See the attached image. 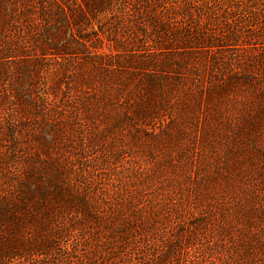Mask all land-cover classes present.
<instances>
[{"label":"rangeland","instance_id":"obj_1","mask_svg":"<svg viewBox=\"0 0 264 264\" xmlns=\"http://www.w3.org/2000/svg\"><path fill=\"white\" fill-rule=\"evenodd\" d=\"M37 1L26 0L21 4V0H0V57L5 54L4 45L11 42L20 46L10 57L0 58L1 177L8 175V169L24 170L25 166L38 165V157H46V147L54 130L62 133L58 139L62 138L66 145L70 143L74 103L70 96L88 86L92 88L98 76V70L91 63L81 61V55V63L76 66H72L74 59L69 54L40 55L39 48L34 45L35 33L39 40L46 38V43L53 41L78 49L70 40L74 27L64 21L55 22V28L43 21L34 23L29 30L33 35L26 33L27 39L19 37L23 30L28 32L29 29L28 23L21 18V8ZM119 1L115 7L117 11H121L124 4V0ZM13 2L18 5L16 10L11 8ZM130 3L135 7L136 13L131 17L136 23L130 22L132 28L126 32V37H122L123 32L118 28L110 31V24L114 22L109 20L102 27L104 36L109 37L104 38L96 31L103 42L98 44L92 38L91 43L96 47L88 42L91 52L124 57L122 46L150 50L154 45L151 38L155 35L150 34L149 29H138L145 27L139 23L144 14L138 12L145 13L143 4L151 9L149 13L168 11L169 16L163 13V19H172L168 23L178 27L180 38L198 36L203 31L212 42L219 39L227 57L241 54L243 48L249 47L256 48L248 54L257 55L264 48V0H130ZM14 11L20 12L15 17L19 21L16 24L13 22ZM108 19L107 15L100 23L103 25ZM93 26L98 29L94 22ZM185 30L189 35L184 34ZM134 34L135 38H132ZM15 38H19V43L11 41ZM166 47L167 50L182 49ZM80 50L84 51L82 47ZM178 57L173 59L168 71L158 68L157 72L168 77L163 82L168 105L160 106L157 101L161 99L156 93L141 88L139 93L130 94L132 99L140 101L142 96L149 103L145 120L135 119L133 109L124 105V96L114 98L112 89L101 85L98 101L80 106L84 117L80 128L85 143L84 147H76L73 153L83 164L80 167L76 161L73 178L81 187L87 186L86 192L92 195L90 200L95 207L94 215L89 217L79 213V221L71 219L58 242L57 247L62 248L53 249L47 257L25 255L5 260L3 264H61L69 258L75 260L88 244L96 248L101 237L106 238L105 244L111 248L105 251L126 250L127 256L122 253L123 261H130L121 264H133L136 262L133 254L141 252L143 244H140L141 239L135 243L136 247L121 244L115 227L125 219L118 212L127 214L126 225L134 223L133 230L140 228L133 214L126 208L121 209L120 201L114 199L119 193L121 196L126 193L120 192L125 190V176L136 178L141 174L153 177L141 191V196H144L145 203L149 196L155 197L156 201L153 209L149 208L140 217V220L145 217L156 227L149 244L152 253L160 255H153L148 264L166 263L167 260L169 264H264V111H259L257 105L264 99L260 94L259 80L255 81L258 76L254 75L250 82L240 86L234 80L229 83L228 71L231 70L233 76L253 72L245 63L235 61L236 57L217 69L214 63H208L204 71L197 69V65L186 71L184 67L178 70ZM5 62H10L13 68L14 74L9 77L4 74ZM72 68L76 74L72 73ZM5 73L9 74L6 70ZM188 75L190 78H185ZM135 84L132 80L127 91L134 90ZM251 84L258 88L251 87ZM3 87L8 91L7 96L3 95ZM35 92L40 97L36 103L40 107L25 111L22 101L30 99ZM43 100L49 103L48 106ZM45 107L53 113L64 110L58 113V118L52 114V124H47L39 117ZM93 112L97 118L91 114ZM62 140L59 145L63 148ZM71 144L75 145L73 141ZM133 194L136 196L135 192ZM111 201L113 205L108 208ZM167 206L180 214L182 210L183 216L177 219L174 212L166 217ZM116 215L121 221L114 219ZM199 221H204V230L198 234L200 239L195 240L194 245L192 242L184 244L183 233L174 236L181 226L187 225L191 230ZM84 237L88 242L83 241ZM216 245L222 246V253L214 251ZM63 246H66L64 253L61 251ZM122 246L128 247L121 249Z\"/></svg>","mask_w":264,"mask_h":264},{"label":"trees","instance_id":"obj_2","mask_svg":"<svg viewBox=\"0 0 264 264\" xmlns=\"http://www.w3.org/2000/svg\"><path fill=\"white\" fill-rule=\"evenodd\" d=\"M25 1L26 0H21V4ZM119 2V0H38L34 5L27 3L21 8V18H24L26 24L28 23L29 29L28 32L23 30L19 37L27 39L26 33L33 35L29 30L35 26L34 23L39 24L43 21L45 25H52L55 28V22L62 23V21H64L66 24H70L74 27V33L71 32L70 40L75 43V47L78 46V49H74L69 45H58L53 41L46 43V38L39 40L35 33L34 45L39 48L40 55H72L74 59L72 61V66H76L81 63V61L91 63L93 68L98 70V76L95 82L92 83V88L86 86L87 88H85V90H79L70 96L72 102H74L71 108V114L74 119H71L73 132L70 143L68 142L69 144L66 145V142L62 140V138L58 139L59 134L61 135L62 133H60L61 131L57 133L58 130H54L51 142L46 147V157L42 158L39 156L38 165L25 166L24 170L8 169V175L5 177L0 176V264L5 263V260L15 257L21 258L25 255H35L37 258L41 255L47 257L49 253H52L53 249L62 248V246L60 248L57 247L58 242L67 231L69 226L68 223L71 219L78 220L77 217L79 213H83L89 217L94 215L93 209H95V207L94 203L90 200L92 195H89L88 191L86 192L87 186L84 188L81 187L77 179L73 178L76 171V161L77 164L79 162L80 167L81 164H83L80 158H78V160L75 157L73 150L75 151V149H77L76 147H81V145L84 147L85 143L82 140L84 133L82 134L81 130L83 129L80 128L84 119L80 111V106L84 104L91 105L93 102L98 101V92L101 91L99 90L100 85L105 89H112L114 98L121 99L124 96V105L130 110L133 109L132 111L135 119L139 118L140 120H145L149 103L146 102L142 96L140 98L141 102L139 99H132L129 96L135 92L139 93V88H141L146 92L156 93L161 99L157 101L160 106L168 105V95L165 93L166 89L163 83L168 77L164 74H157L159 71L158 68L163 72L168 71L167 69L171 67L172 61H174L173 59L179 56L177 62L178 70L184 67L186 71L197 65L195 66L197 69L204 71L208 63H214L217 69L236 57L235 61L238 63H245L248 70L252 69L253 74L248 75L247 73L233 76L230 73L231 70H229V74L227 75L228 78H231L229 83L234 80L236 84L238 83L240 86H244L245 83L250 82L253 76L256 75L258 77L255 81L259 80L258 86L260 87V94L264 99V82L262 81V78H264V48L261 52H257V55L248 54L256 48L249 47L248 49L243 48L241 54H231L227 57V55L223 53L226 49L222 48L223 46L219 44L220 40L216 38L217 42H212L209 36L203 34V31L198 36H191V38H185L184 36L180 38V36H178L180 34L178 27H173L172 24L169 25L172 19H163V13L169 16L167 15L168 11H165V9L163 12L159 10L158 12L149 13L151 9H148L146 4L145 6L144 4H140L143 6L145 13L138 11L140 14H144V16L139 18V23H142L145 27H140L138 29H141V31L149 29L150 34L155 35V38H151V40L154 41V45H151L150 50L126 49L121 45L123 48L122 51L124 52L123 54L125 55L124 57L121 54L98 55L95 54V52H91L87 43H91L93 41L92 38H94V41H97L98 44L103 42L102 36L97 32H100L104 38L109 37L107 34L104 36L105 30H102V27L106 23H109V20H113L114 22L110 24V31H116V28H118L123 32V38L126 37V32L132 28L130 22H133L131 16H134L136 13V11L133 10L135 7L132 6L130 0H124L123 7H120L121 11H117L115 7H117ZM17 7L18 5L13 2L11 8L16 10ZM19 14V11H14V24L19 22L15 18ZM107 15L109 19L102 25L100 20L105 19ZM93 22L94 25L98 27L97 30L94 29ZM59 28L60 27H58L57 30L60 31L61 29ZM185 31L184 34L189 35L187 30ZM91 34H93V36H90ZM132 38H135V34ZM164 40L165 42H163ZM11 41L19 43V38H15ZM166 46H176L177 49L182 47V49H179V51L172 49V51L167 50L169 48ZM3 47L5 51L3 58L10 57L17 49H20V46L11 42ZM81 47L84 51L80 50ZM92 47L96 46L92 45ZM217 53H219V55H216ZM80 55L81 61H79ZM1 63L3 64L2 61ZM5 65L4 74L9 77V75L13 73V68H11L10 62H5ZM73 68L72 73L76 74ZM5 70L9 72V74H6ZM72 75L73 74H71V76ZM185 78L190 77L188 75ZM179 79L181 78H178V80ZM132 80L136 82L135 88L134 90L130 89L127 91V87ZM95 83L98 85H95ZM226 85L227 84H225V86ZM230 87L233 86H228V88ZM251 87L256 88L257 86L251 84ZM3 88V95L7 96L8 91L5 87ZM1 95L2 94H0V96ZM39 100L40 97L38 93L35 92L30 99L22 101V106L25 111H34L35 107H40L36 104ZM43 102L48 106V102L45 100H43ZM28 103L33 104V106H29ZM257 105L259 111H264V101ZM63 110L64 108L61 110V113ZM58 113L60 112L57 111L53 113L52 110L45 107L41 115L39 114V117L48 124L52 122V114H55L58 118ZM91 114L93 116L95 115L94 117L97 118L95 112ZM124 116H126V114L119 116V118H123ZM128 118L129 117H126V119ZM60 140L63 141V148L59 145ZM72 141L75 145L71 144ZM1 163L0 161V167ZM125 179H127L123 183V188L125 190L120 192L126 193L122 194V196L119 193L118 198L114 199V201L119 200L120 208H126L133 214V217L136 218L135 223L139 226L140 230H138V228L137 230H133L134 223L128 224L130 227L126 225V217L128 216L124 211H120L118 214L124 215L125 222L116 224L115 231L123 245L132 244L136 247L135 243L138 242V239H141L140 244H143V249L141 252H135L136 254H133L134 257H132L136 260L133 264H148V260L155 255L152 253L149 240L151 239L150 236L153 235V229H156V227L154 223L150 224L147 222L145 217H143L142 220H140V217L149 208L153 209L156 201L155 197L149 196L148 202L145 203L143 199L144 196H141V191H143L146 184L150 183L153 177L151 174H141L136 178L127 175ZM134 192L136 196L133 194ZM94 202L96 203L95 200ZM111 203L113 202L111 201L107 204L108 208L112 207L113 204ZM165 210H168L166 212V217H168L170 213L173 215L175 212V208L169 206H167ZM175 213L177 219L183 216L182 210L181 214L178 212ZM69 214L72 215L67 217ZM116 217H118V219ZM116 217L114 218L116 221H121L119 220V215H116ZM204 224V221H199L191 230L187 225L181 226L180 231H176L177 233L174 236L183 233L184 244L186 245V243L190 244V242H192V245H194L195 240L200 239L198 234L203 232ZM83 229H85V227H83ZM175 230L176 228L172 232L174 233ZM135 231H138V234H136ZM221 236L223 238V235ZM105 239L101 237L98 243L95 244L97 245L96 248L88 244L87 249L85 251L82 250V253H79L78 256L75 257V260L69 258L63 263L61 262V264H121L123 261L122 253L127 256V251H111V253L105 251L106 249H111L109 244L106 246ZM109 239L113 238L110 237ZM83 241L85 243L88 242V238L84 237ZM65 247L66 246H63L64 250H61L63 253ZM127 247L128 246H122L121 249ZM209 250H211L210 247ZM222 250V246L216 245L214 248V251L218 253H222ZM100 255L102 257L99 261ZM158 255L160 254L155 256ZM177 255H175V257H179ZM124 261L129 262L130 259ZM164 262L159 264H169L168 260L166 263Z\"/></svg>","mask_w":264,"mask_h":264}]
</instances>
